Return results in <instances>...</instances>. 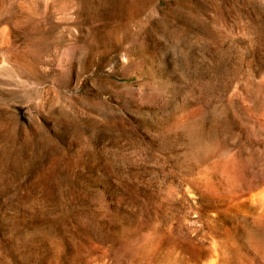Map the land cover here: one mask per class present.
Returning <instances> with one entry per match:
<instances>
[{"label": "rangeland", "instance_id": "1", "mask_svg": "<svg viewBox=\"0 0 264 264\" xmlns=\"http://www.w3.org/2000/svg\"><path fill=\"white\" fill-rule=\"evenodd\" d=\"M263 144L264 0H0V264H264Z\"/></svg>", "mask_w": 264, "mask_h": 264}, {"label": "bare ground", "instance_id": "2", "mask_svg": "<svg viewBox=\"0 0 264 264\" xmlns=\"http://www.w3.org/2000/svg\"><path fill=\"white\" fill-rule=\"evenodd\" d=\"M263 149H264V144H263ZM247 157H250V156H247ZM235 160L234 161L232 160L231 164L228 165L229 167L226 166L223 169L224 178L222 179H224L225 181V187H226L227 193L225 191L224 193L225 195L223 194V196L220 194L224 198L222 200L225 201L223 202L224 204L223 203L222 204L238 212L240 211L246 212L247 209L253 210L255 212L257 210L259 211L260 209L264 210V189L253 191L255 188H257L260 182L262 183L264 181V156H261V157L258 156L255 158L253 157L247 158L244 161H241V160L235 161ZM229 162L230 161H228V164ZM244 172H249V174L252 177L246 180V178H244ZM259 174L262 175V177L258 178L257 181L253 182V179H255V177H257V175ZM222 182H221V185H224ZM216 196L218 197V194Z\"/></svg>", "mask_w": 264, "mask_h": 264}]
</instances>
